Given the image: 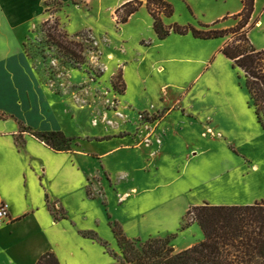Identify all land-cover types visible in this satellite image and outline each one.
I'll return each instance as SVG.
<instances>
[{
    "label": "rangeland",
    "instance_id": "obj_1",
    "mask_svg": "<svg viewBox=\"0 0 264 264\" xmlns=\"http://www.w3.org/2000/svg\"><path fill=\"white\" fill-rule=\"evenodd\" d=\"M129 1L45 0L43 20L29 30L24 41V50L41 84L59 102L65 117V137L72 139L70 151L96 153L92 155L96 160H86L85 165L92 172L98 170L90 179L88 190L92 192L90 184H94L97 190L92 194L100 202L96 201V206L89 208L81 222L106 241L112 238L106 221L108 217L134 231L131 235L125 234L127 238L145 241L154 238L146 233L147 230L156 234L159 221L162 220L164 225L175 222L185 202H194L189 192L192 187L187 172L180 167L186 156L184 150L166 153L163 166L157 171L153 166L148 168L149 161L144 157V152L131 148L111 152L120 142L122 145L128 144L127 138L117 140L113 137H126L129 128L139 132L140 144H150L148 132L151 128H145L146 122L159 120L165 114L164 111L151 110L160 104L161 97L168 107L180 101L178 86L196 85L181 102L202 115L204 120L206 113L214 111L212 121L230 131L231 152L237 154L233 148L241 149L256 160L260 159V165L264 164V130L255 120L256 124L247 121L239 129L234 118L235 111L239 113L245 110V103L248 102L241 72L232 68L231 62L221 53L217 60L210 57L209 66L206 64L203 67V63L195 62L207 59L217 45H222L228 37L202 41L191 33H172L160 45H155L159 41L153 32L145 0H139L142 2L141 8L127 23H117L115 11ZM166 1L173 6L174 12L169 18L162 17L164 25L190 24L196 28H199V24L210 25L206 21L225 14L227 10H234L237 4V0H227L226 5H223L224 0ZM263 9L264 0H258L257 17L260 24L248 29L247 34L256 49L264 48ZM236 22L228 17L214 27L225 30L234 27ZM44 23L48 25L46 28L58 24L70 41L83 45V66L76 67L47 42L43 32ZM177 54L190 61L169 65L166 72L160 75L152 69L158 60ZM125 66L128 85L124 79ZM165 84L172 85L163 91L161 87ZM229 108L232 109L230 112ZM170 117V129L188 135L190 143L200 151L207 152L205 159L221 157L220 140H213L210 135L201 137L203 123L185 122L179 114H171ZM94 138L109 141L96 142ZM152 156L148 155L150 159ZM199 159L197 156L196 160ZM197 164H201L200 160ZM262 172L264 176V167ZM133 188L139 191L138 196L131 195ZM198 190L202 189L199 187ZM171 237L167 235L161 238L171 241ZM107 249L109 252L96 243L87 249L83 264H119L113 256V253L119 254L114 239L108 242Z\"/></svg>",
    "mask_w": 264,
    "mask_h": 264
},
{
    "label": "crops",
    "instance_id": "obj_2",
    "mask_svg": "<svg viewBox=\"0 0 264 264\" xmlns=\"http://www.w3.org/2000/svg\"><path fill=\"white\" fill-rule=\"evenodd\" d=\"M226 2L224 0L223 5ZM236 3L234 10H227L206 23L213 24L225 15H237L242 11V3L241 0ZM257 3L258 0H254L252 19L260 24ZM44 9L45 0H0V204L7 205L10 216V220L0 227V264H37L47 253L52 254L58 264H83L87 249L96 245L93 240L80 235L83 231H94L88 230L81 221L86 218L89 208L100 202L92 194L97 187L90 184L92 192L88 190L90 179L98 170L92 172L85 165L86 160L95 159L92 155L96 153L55 151L31 134L61 132L66 135L63 125L65 117L59 102L47 93L24 50L26 36L43 20ZM158 41L155 45H160L163 40ZM222 45L219 43L207 59L194 61L203 63V67L206 64L209 66L210 57L217 60L222 56L219 53ZM188 61L190 59L177 54L158 60L152 69L160 75L166 72L169 65ZM124 69V79L128 85L125 75L127 67ZM170 85H163L161 90L165 91ZM178 87L180 101L168 107L161 97L160 104L151 110L164 111L165 114L159 120L146 122L145 128H151L148 132L150 144H140L139 132L128 127L126 137H113L117 140L127 138L128 144L122 145L120 142L111 151L131 148L144 152V157L149 161L148 168L153 166L156 171L163 166L166 153L174 150H184L186 153L180 167L187 172L193 204L185 202L175 222L164 225L162 220L159 221L156 234L152 230L146 231L154 238L174 236L170 244L176 252L191 248L203 240V233L196 223L180 229L189 207L204 203L252 205L264 201V164L260 165V159L256 160L241 149L233 148L237 154L231 152L230 131L212 121L214 111L206 113L204 120L202 115L181 102L196 85ZM207 109L212 108L208 106ZM231 110L229 108V112ZM240 112L234 113L237 128L241 129L247 121L254 124V120L259 125L249 96L245 110ZM171 114H179L181 119L191 124L203 123L201 137L210 135L213 140L218 138L222 146L221 157L205 159L207 152L200 151L190 143L188 135L172 131L169 126ZM94 141L105 142L109 139L94 138ZM148 155L153 156L150 159ZM197 156L200 165L197 164ZM139 194L136 188L132 189L131 195ZM55 214L61 217L55 219ZM122 228L126 235L134 232L128 227ZM113 239L112 235L108 241L102 240L108 243Z\"/></svg>",
    "mask_w": 264,
    "mask_h": 264
},
{
    "label": "trees",
    "instance_id": "obj_3",
    "mask_svg": "<svg viewBox=\"0 0 264 264\" xmlns=\"http://www.w3.org/2000/svg\"><path fill=\"white\" fill-rule=\"evenodd\" d=\"M242 11L231 18L236 25L229 29H216L214 26L228 17L213 24H199L196 28L190 24L164 25L162 17L172 16L173 6L166 0H145V8L152 19V29L158 40L166 39L170 34L187 35L196 39L210 40L228 37L219 49L232 68L241 72L245 88L257 122L264 130V48L256 49L248 38V29L254 27V0H241ZM142 2L131 0L116 11L118 24H125L134 15ZM46 25V26H45ZM43 24L46 40L56 47L69 62L80 68L85 63L84 47L70 41L58 24L46 28ZM55 151H70L71 138L61 132L31 133ZM105 140V139H103ZM88 195L91 193L88 191ZM55 219L58 216L55 214ZM196 223L203 240L183 251L176 252L170 240L149 238L145 241L129 239L123 233L120 224L108 217V226L119 249L113 253L119 264H264V201L252 205H211L204 203L191 206L186 211L181 230ZM80 235L104 246L108 243L98 237L94 231H83ZM172 236L171 238H173ZM37 264H58L56 258L47 253Z\"/></svg>",
    "mask_w": 264,
    "mask_h": 264
},
{
    "label": "built area",
    "instance_id": "obj_4",
    "mask_svg": "<svg viewBox=\"0 0 264 264\" xmlns=\"http://www.w3.org/2000/svg\"><path fill=\"white\" fill-rule=\"evenodd\" d=\"M10 220L9 211L6 204H0V227Z\"/></svg>",
    "mask_w": 264,
    "mask_h": 264
}]
</instances>
